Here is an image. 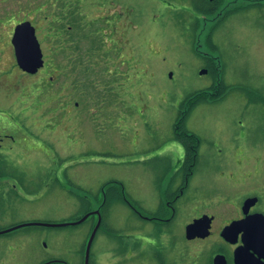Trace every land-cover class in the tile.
<instances>
[{
    "label": "rangeland",
    "instance_id": "obj_1",
    "mask_svg": "<svg viewBox=\"0 0 264 264\" xmlns=\"http://www.w3.org/2000/svg\"><path fill=\"white\" fill-rule=\"evenodd\" d=\"M38 1L0 0V102L5 107L15 104L14 111L8 107L5 114L16 116L17 112L12 131L20 134L21 157L29 158L23 172L31 187L14 205H5L2 225L22 220L71 221L97 207V193L104 188L109 191L111 226L103 222L97 231L90 264H126L122 257L126 245L138 242L140 250L143 238L150 237L144 235H151L141 229L145 220L140 213L157 205L159 169L166 160L178 163L174 124L178 131L184 125L198 132L203 152L209 146L220 159L195 176L201 183L197 200L204 205L210 199V207L221 199L217 189L223 172L228 171L229 141L264 142V119L255 114L259 108L247 101L240 88L232 86L222 98L215 92V97L196 102L189 111L185 101L214 82L210 68L200 73L209 54L216 56L214 63L220 59L218 67L227 83H259L263 91L264 24L257 11L231 12L213 35L214 48L208 41L211 27L242 0H220L215 13L207 18L200 14L195 32L191 21L193 13L199 12L191 0H81L80 5L70 7L76 14L67 19L52 14L43 1L37 5ZM54 7L60 10L62 4ZM23 19L36 25L44 52L45 64L33 73L17 64L11 41L15 23ZM72 19L80 20L81 29H68ZM68 30L73 35L81 30L98 39L91 55V74L76 72L79 64L66 75L67 67L61 65L69 52L66 46H72L69 53L80 61L92 41L73 37ZM114 39L121 49L112 50L110 56L117 60H111L107 51ZM111 64L119 65L118 71ZM62 84L64 92L51 89ZM42 175L43 189L39 190ZM194 211L182 209L172 225L175 237L184 238L186 223L197 214ZM92 221L90 217L75 224H28L2 232L0 264H38L55 258L81 264L80 252L85 250ZM164 233L170 240L172 230Z\"/></svg>",
    "mask_w": 264,
    "mask_h": 264
},
{
    "label": "flooded vegetation",
    "instance_id": "obj_2",
    "mask_svg": "<svg viewBox=\"0 0 264 264\" xmlns=\"http://www.w3.org/2000/svg\"><path fill=\"white\" fill-rule=\"evenodd\" d=\"M42 1L43 4L49 6V11L52 14H59L63 16V19L76 14V11L70 10V7L76 4L80 5L81 2V0H41L38 1L37 5L42 4ZM58 4H62L60 10L54 7ZM239 5H250L251 7L247 9L255 11L257 6L264 5V0H242ZM242 11H245V8H242ZM104 17L107 16L104 15ZM66 49L70 52L72 46L68 45ZM69 52L66 60L63 63L61 62L62 66L67 67L66 75H69L70 68L79 65V58ZM53 61H55L54 66H57L58 60L54 58L52 63ZM217 61L214 64L219 69L220 59L217 58ZM204 67L209 70V66L206 65ZM213 81L211 86L207 87L210 92L218 90L221 81L226 80L214 77ZM259 86V83L248 84V82H243L239 87L247 101L255 103L259 108L255 114H259L261 119H264V88L262 91ZM64 88L65 85L62 84L60 88L52 87L51 89L64 92ZM79 88L80 91L82 86ZM59 94L61 93L59 92ZM62 100L64 101V99ZM9 105L5 107L0 102V230L22 223H26L24 225H48L44 222H64L61 220L42 219L22 220L8 226L2 225V214L5 205H14L24 192L31 190L23 172L26 166L25 162L29 158L27 156L21 157L20 134L15 132V130L12 131L13 127H15L17 112L15 111L16 116L14 113L12 115L5 114V112L8 113V107L13 109L11 111H14L15 104L11 103ZM246 112L250 113L251 111L246 110ZM177 132L179 131L174 128L173 137L176 138L177 145L180 147V157L175 160L178 163L174 164L172 159L164 162L163 168H160L157 174V205L154 208L144 209L140 213L145 220L141 229L146 230L151 235L148 233L144 235L145 237H150L148 239L143 238L140 250L138 249V242L131 244L128 248L126 245V253L121 254L122 257L125 255L126 264H264V142L241 143L239 139L238 143L233 140L229 141L232 150L231 157L227 159L228 162L226 163L228 171L223 172L221 186L217 187L221 199L216 201V203L214 202L213 211V208L210 207V199H206L204 205L197 200V187L201 183L196 182L195 176L199 171L206 169L212 160L219 161L220 159L214 157L209 146L203 152L204 149L200 146L201 137L198 132L187 128V134L184 138L177 137ZM214 142L217 143V141ZM168 167L171 168L169 171L167 170ZM169 172L170 174L164 182L163 178ZM43 182L44 175H42V179L38 184L39 190L43 189ZM60 188H63V183L60 184ZM118 192L116 191L117 194H120ZM110 193L114 192L111 191ZM108 195L109 191L104 188L99 189L96 196L99 200L98 206L94 209L86 210L89 214L81 222L92 217L93 221L91 222L89 236L99 219L100 225L97 231L103 222L107 226H111V223L107 220V216L112 210L110 209L111 205H109ZM118 197L121 199L122 196ZM123 198L125 199L124 195ZM189 203L190 205H188ZM216 204H219V206L215 207ZM208 207L212 210L208 209ZM188 208L194 209V213H197L188 223L204 214L210 218L209 233L207 235L187 237L186 226L188 223H186L184 234H182L184 238L175 237L177 232H174L175 226L173 227L172 225H175V219L180 217L182 209ZM81 217L82 215H79L74 217L73 220ZM105 229L110 231L108 228ZM11 230L13 231V229ZM169 230H172V237L167 240L163 236L164 232ZM162 247L168 248L162 249ZM155 248L156 251L154 250ZM85 251L86 247L85 250L82 249L80 252L82 256L81 264H85ZM106 256L110 258L109 255ZM9 262L7 264H20L18 261L16 263ZM90 263L91 250L88 264ZM38 264L67 263L60 258H55L42 260Z\"/></svg>",
    "mask_w": 264,
    "mask_h": 264
},
{
    "label": "trees",
    "instance_id": "obj_3",
    "mask_svg": "<svg viewBox=\"0 0 264 264\" xmlns=\"http://www.w3.org/2000/svg\"><path fill=\"white\" fill-rule=\"evenodd\" d=\"M191 1L193 3V6H194L195 10L199 12L198 15H196V13H193V17H194L192 19L193 22L191 21V24H193V25L190 28H191V30L193 32H195L198 29V27H199L198 23L200 22V19H201V15L200 14H203V16L205 18H207V15H211V13H215L217 11L218 4L220 3V0H191ZM249 7H251V6L250 5H244V6H240L239 5V6H236V7L232 8V9L228 10L226 12V13H228L227 15H225L226 13H224V15L222 16L223 18L220 17L218 19V21L215 22L213 24V26L211 27V29H210V33L208 35V41H209L210 45L215 48V46H216L215 44L216 43L214 41H212L213 35L215 34L216 31L219 30L221 24L224 23L227 20V18L231 16L230 15L231 12L242 11V8H245V12L253 11V10L247 9ZM256 8L257 9L255 11L258 12V17H259V19L261 18V22L264 24V5L257 6ZM116 16H117L116 20H119L120 16L119 15H116ZM217 17H218V15H217ZM74 19H72L73 21L70 20V22H72V24H71L72 26L71 27H68V29H71V28H74V27H76V28L78 27V29H81L82 24L80 23V20L79 21L76 20V22H77L76 23ZM68 32L73 37L92 38L91 44H89L90 45L89 46L90 48H85L83 50V54H80L81 55V58H80V61H79V64L81 63L80 67L79 68H75V71L76 72H86V73L89 72L91 74V72H93L92 69H94L93 68V64H92V61H94V60L91 58V55L94 53V49H97L98 48V39L94 35L91 37L87 32H83L82 33L81 30H78V33L76 35H73V33L71 32V30H68ZM113 33H114V30H111L110 33H109V35L112 36ZM210 39H211L212 42H214V44L211 43ZM109 45H113L114 46L113 47L114 49L109 48ZM109 45L107 46L108 47L107 48V51H108V56L110 58L111 57L110 56V53H112V50L113 51H116L118 49L117 47H119L118 46L119 45V42L115 41V39H114L113 42L109 43ZM119 48L121 49V47H119ZM194 48L197 51V48H196L195 45H194ZM197 52L199 54H201L200 51H197ZM215 57L216 56H213L212 54H209V56L205 57L206 58L205 59V64L207 66H209V68L212 71L214 77L216 78V77H219L221 75V69H217L215 67V64H214V58ZM112 59H114V58H111V60ZM115 59L117 60L116 57H115ZM108 66H110V68H115V72L118 71L117 66L119 67V65L111 64V65H108ZM86 75H88V74H86ZM222 78L224 79L223 76H222ZM85 81H89V80H85ZM84 85H86V86L89 87V84H87V83H84ZM232 86L233 87L240 88L238 84H232V83H229V82L227 83L226 81H221V84L219 86V89L218 90H214L213 92H210L209 90H207V88L199 89V90L195 91L193 94L189 95L185 99L186 104H187V107H186L187 111H189L190 108L193 105H195L196 102H198L200 100H203L205 98H208V97H212L213 95H216L215 92H217V95H219L221 97H224L225 94H226V92H228ZM213 87H215V86H213ZM213 97H215V96H213ZM187 111H185V112H187ZM178 115H179V117H182L181 118V121H182V119L184 118V116L182 115V110H181V115H180V113ZM181 126L182 127H180L179 132L176 133V136L177 137L184 138L186 136V134H187V129L184 127V125H181ZM174 128H175V124H174ZM176 129L178 130V126L176 127Z\"/></svg>",
    "mask_w": 264,
    "mask_h": 264
},
{
    "label": "water",
    "instance_id": "obj_4",
    "mask_svg": "<svg viewBox=\"0 0 264 264\" xmlns=\"http://www.w3.org/2000/svg\"><path fill=\"white\" fill-rule=\"evenodd\" d=\"M11 41L14 46V52L17 63L23 70L33 73L44 65L45 59H44V52L41 46V42L37 36L36 27L30 19H24L15 24ZM207 71L208 69L206 67H202L200 69V73H205ZM88 214L89 213H86L84 216H82L77 220L64 221L59 223H52V222H44V223L48 225L75 224L84 220L88 216ZM209 219L210 218H208L207 215L204 214L200 217L195 218L192 222L188 223L186 226L187 237L192 238L195 236L207 235L209 233V225H210ZM24 224L26 223L18 224L11 228L0 230V232L11 230ZM99 225H100V219L93 228L89 236V239L87 241L86 251H85V264L89 263L91 245Z\"/></svg>",
    "mask_w": 264,
    "mask_h": 264
},
{
    "label": "bare ground",
    "instance_id": "obj_5",
    "mask_svg": "<svg viewBox=\"0 0 264 264\" xmlns=\"http://www.w3.org/2000/svg\"><path fill=\"white\" fill-rule=\"evenodd\" d=\"M14 55H15V52H14ZM15 59H16V56H15ZM16 62H17V60H16ZM18 64V63H17Z\"/></svg>",
    "mask_w": 264,
    "mask_h": 264
}]
</instances>
